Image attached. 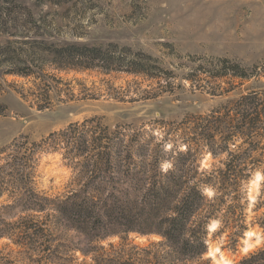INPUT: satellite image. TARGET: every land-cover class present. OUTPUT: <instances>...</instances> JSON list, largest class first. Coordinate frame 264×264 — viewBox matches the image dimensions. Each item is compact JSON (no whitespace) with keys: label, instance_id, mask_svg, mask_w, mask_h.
Listing matches in <instances>:
<instances>
[{"label":"trees","instance_id":"trees-1","mask_svg":"<svg viewBox=\"0 0 264 264\" xmlns=\"http://www.w3.org/2000/svg\"><path fill=\"white\" fill-rule=\"evenodd\" d=\"M49 1L58 4L65 0ZM12 3L4 4L0 11L1 31L7 35L30 34ZM28 34L13 42L7 40L8 45L0 49V61L6 65L2 74L33 77L48 86L42 78L47 65L53 70L124 72L157 80L163 89L173 87L177 78L174 69H184L182 78L192 89L224 99L206 112L185 117L178 134L182 150L176 144L169 151L165 149L170 132L158 139L145 129L129 125L110 129L97 117L70 123L37 141L25 136L3 146L0 195L7 193L20 209L13 222H0V238L8 237L25 254L39 255L35 261L41 264L60 259L66 264L75 259L67 254L76 248L52 244L53 234L64 227L91 241L131 232L155 234L161 237L156 245L167 250L132 246L142 257L119 264H186L199 260L207 251V225L211 220L230 226L231 236L240 233L244 184L253 172L262 174L264 192V85L260 82L264 61L244 65L225 56L186 55L178 56L183 60L170 69L148 53L116 43H56L37 38L40 34ZM12 43L19 46L12 47ZM60 149L63 165L71 174L63 191L51 195L38 188L37 170L42 153ZM203 150L213 157L224 154V159L219 166L200 169ZM166 156L170 157V166L163 169ZM260 225L264 229V214ZM113 254L92 261L114 264L131 256L120 249ZM261 260L264 249L238 264H259Z\"/></svg>","mask_w":264,"mask_h":264},{"label":"rangeland","instance_id":"rangeland-1","mask_svg":"<svg viewBox=\"0 0 264 264\" xmlns=\"http://www.w3.org/2000/svg\"><path fill=\"white\" fill-rule=\"evenodd\" d=\"M11 2L19 12V19L26 22V30L31 32L24 34H40L37 38L47 42L96 46L116 43L148 53L170 69L183 60L178 56L186 55L225 56L244 65L264 61V0H65L58 4L49 0H0V11L4 10V4ZM34 23L40 28L36 29ZM24 34L7 35L0 27V49ZM11 46L19 45L12 43ZM5 68L0 61V148L25 136L37 141L70 123L97 117L110 129L129 125L145 129L158 139L170 132L165 149L169 151V147L176 144L177 149L182 150L184 146L178 134L182 132L185 117L206 112L224 99L192 89L189 81L182 78L184 69H174L177 78L172 82L173 87L162 89L157 80L139 75L90 69L53 70L48 65L42 71L47 86L33 77L2 74ZM260 82L264 85L263 76ZM160 83L163 85V81ZM61 151H45L39 160L37 186L51 195L63 191L71 174L63 165ZM223 159L224 154L213 157L203 150L199 156L200 169L219 166ZM169 160L166 156L163 169L170 166ZM256 172L244 184V221L240 233L231 236L230 226L217 220L216 227L210 230L211 220L207 225V251L199 260L186 264H222L221 256L229 261L228 264H238L264 249V229L260 225L264 192L261 182L251 184ZM19 209L7 198V193L0 195L2 224L13 222ZM249 231L253 235L247 241L252 246L246 250L245 233ZM53 236L52 244L65 243L76 248L67 254L75 259L66 264H94L92 258L113 256L115 249L131 256L126 255L114 264L141 258L143 254L132 250V246L167 250L156 245L161 243V237L155 234L131 232L126 236L91 241L64 227ZM210 248L218 249L215 258L207 256ZM28 256L32 261L26 259ZM38 256L32 252L25 254V250L14 245L8 237L0 238V264H5L4 258L16 264H41L35 261ZM63 263L61 259L42 262ZM259 264H264V260Z\"/></svg>","mask_w":264,"mask_h":264},{"label":"bare ground","instance_id":"bare-ground-1","mask_svg":"<svg viewBox=\"0 0 264 264\" xmlns=\"http://www.w3.org/2000/svg\"><path fill=\"white\" fill-rule=\"evenodd\" d=\"M261 180H262V175H261V173H260V172H256V173H255V178H253L251 184H255V185H256L257 183L261 182ZM250 199L252 200L253 197L250 196ZM216 223H217V221H215V220L212 221L211 224H210V226H209V229H210V230L214 229V228L216 227ZM245 235H246V238H245L246 244H245L244 249L247 250L249 246H252L251 244H249V242H248L247 240H248V237L250 238V236L253 235V233L249 231V232H246ZM257 240H258V239H257ZM247 242H248V243H247ZM217 251H218L217 248H215V249H211V248H210V250H209L208 253H207V256H211V257H214V258H215V252H217ZM217 260H218V259H217ZM219 261H220L222 264H228V263H229V261L226 260L225 258H223L222 256L220 257V260H219Z\"/></svg>","mask_w":264,"mask_h":264}]
</instances>
